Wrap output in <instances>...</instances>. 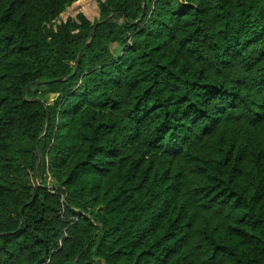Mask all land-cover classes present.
<instances>
[{
	"label": "trees",
	"instance_id": "obj_1",
	"mask_svg": "<svg viewBox=\"0 0 264 264\" xmlns=\"http://www.w3.org/2000/svg\"><path fill=\"white\" fill-rule=\"evenodd\" d=\"M77 1L0 0V264H264V0Z\"/></svg>",
	"mask_w": 264,
	"mask_h": 264
},
{
	"label": "rangeland",
	"instance_id": "obj_2",
	"mask_svg": "<svg viewBox=\"0 0 264 264\" xmlns=\"http://www.w3.org/2000/svg\"><path fill=\"white\" fill-rule=\"evenodd\" d=\"M103 1L105 0H79L73 3L70 7H68L65 10V12H63L55 22L59 24L61 21H66L68 18L75 17L77 14L84 15L85 18L90 22L98 20L99 19L98 5L100 2ZM89 12L91 13L90 16L86 14Z\"/></svg>",
	"mask_w": 264,
	"mask_h": 264
},
{
	"label": "water",
	"instance_id": "obj_3",
	"mask_svg": "<svg viewBox=\"0 0 264 264\" xmlns=\"http://www.w3.org/2000/svg\"><path fill=\"white\" fill-rule=\"evenodd\" d=\"M73 18H75V17H73ZM110 17H108L107 19H105L104 21H102V22H99V23H97V25L98 24H101V23H103V22H105V21H107L108 19H109ZM43 82H37V84H42ZM39 166H40V162H39V160H38V162H37V169H36V176H37V173H38V170H39ZM35 176V177H36ZM34 193H35V191H34Z\"/></svg>",
	"mask_w": 264,
	"mask_h": 264
}]
</instances>
